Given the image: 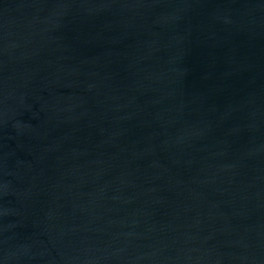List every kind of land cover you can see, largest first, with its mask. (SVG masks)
<instances>
[{"label":"water","instance_id":"obj_1","mask_svg":"<svg viewBox=\"0 0 264 264\" xmlns=\"http://www.w3.org/2000/svg\"><path fill=\"white\" fill-rule=\"evenodd\" d=\"M0 264H264V0H0Z\"/></svg>","mask_w":264,"mask_h":264}]
</instances>
